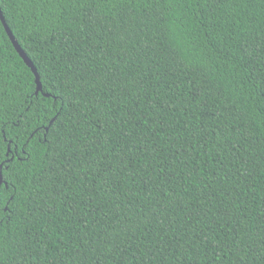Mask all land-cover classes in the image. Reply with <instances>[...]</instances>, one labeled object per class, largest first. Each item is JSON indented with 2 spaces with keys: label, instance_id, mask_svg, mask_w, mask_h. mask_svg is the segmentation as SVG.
I'll return each instance as SVG.
<instances>
[{
  "label": "trees",
  "instance_id": "trees-1",
  "mask_svg": "<svg viewBox=\"0 0 264 264\" xmlns=\"http://www.w3.org/2000/svg\"><path fill=\"white\" fill-rule=\"evenodd\" d=\"M0 7V264H264V0Z\"/></svg>",
  "mask_w": 264,
  "mask_h": 264
},
{
  "label": "snow or ice",
  "instance_id": "snow-or-ice-1",
  "mask_svg": "<svg viewBox=\"0 0 264 264\" xmlns=\"http://www.w3.org/2000/svg\"><path fill=\"white\" fill-rule=\"evenodd\" d=\"M79 2V0H78ZM171 2V0H169ZM207 2V0H206ZM220 0H211V3H219ZM84 3H88V0H84ZM150 17L153 19V22L155 23L156 19L158 18L161 23H163V14L157 10H154L151 14ZM126 28L129 30L133 29V22L129 21L126 25ZM136 27H139V25H136ZM201 81L203 86L210 92H215L217 95L221 94L223 92V85L222 84H217L215 81L214 77H210L209 72L205 71L204 69H201ZM41 88L43 86L41 85ZM195 94H199V90H197ZM260 95L261 97H264V88L260 90ZM36 101L40 104H43V100L39 95L36 96ZM55 107V105H53ZM48 109H45L47 111ZM59 113L58 112H53L52 113V120L55 122V120L58 118ZM51 127V125H49ZM36 132H40V129L37 128L35 132L32 134L35 135ZM42 135L47 138L48 133L43 132ZM2 139V137H0ZM71 145H69L70 147ZM5 152L8 154L4 156L3 158H0V177H2V180L4 179L5 176V164L11 162V156H12V148L11 145L9 144L5 148ZM123 150L121 152V157L123 156ZM76 153L73 151L71 153H68L67 156L62 152L60 155L57 156H52L50 160V164L42 169V174L40 176H34L32 178V183H43L46 180H51V181H59L60 180V172L57 170V160H59L60 165L62 166V170L65 175H67L70 171V165H72V157L75 156ZM66 161V162H65ZM93 167H96L98 171H104L105 168H111V163L105 164L103 160H96L93 162ZM239 182V181H237ZM171 183V181H170ZM15 185H13L14 187ZM2 190V188H0ZM171 191L173 194H175V188L172 187ZM9 205L11 204V201L8 202ZM226 215V213H225ZM146 221L150 222L149 218L143 214H136L135 221L134 223H130L128 226L125 227L126 232H133L135 231V227L138 226L139 224H143ZM112 237L110 235L106 236L105 238V243H108Z\"/></svg>",
  "mask_w": 264,
  "mask_h": 264
},
{
  "label": "water",
  "instance_id": "water-1",
  "mask_svg": "<svg viewBox=\"0 0 264 264\" xmlns=\"http://www.w3.org/2000/svg\"><path fill=\"white\" fill-rule=\"evenodd\" d=\"M0 18L2 20V23L5 27V30L7 32V34L9 35L12 43L14 44L16 50L18 51V53L20 54V56L24 59V61L26 62V64L32 69V71L34 72L35 76H36V83L38 85L37 87V91L41 90V81H40V76L37 72V69L36 67L34 66V63L31 61V59L27 56V54L24 52V50L21 48V46L19 45L18 41L16 40L12 30L10 29V27L8 26L5 18H4V15L2 13V10H1V7H0ZM2 177H0V185L2 183Z\"/></svg>",
  "mask_w": 264,
  "mask_h": 264
}]
</instances>
